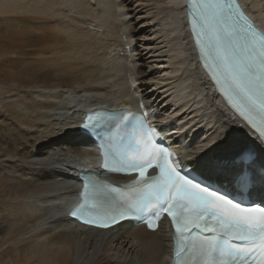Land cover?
<instances>
[{
    "label": "bare ground",
    "instance_id": "obj_1",
    "mask_svg": "<svg viewBox=\"0 0 264 264\" xmlns=\"http://www.w3.org/2000/svg\"><path fill=\"white\" fill-rule=\"evenodd\" d=\"M239 3L264 31V0ZM185 5V0H0L2 22L37 15L47 21L45 29L54 40L38 51L8 45L0 51V254L5 258L0 264L169 263L172 240L166 220L155 232L127 223L103 230L69 218L67 211L78 191L77 168L98 163L90 138L77 129L78 119L86 107L97 104L138 109L141 103L155 109L159 102L150 92L151 68L153 75L161 74L156 78L167 81L164 85L188 83L182 89H190L192 97L183 107L205 98L206 105L189 111L195 121L202 117L213 121L204 148L219 139L221 125L233 129L235 140L254 135L217 98L200 67ZM140 25L152 31L158 50H152L154 42L147 39L151 34ZM84 92L94 100L72 104L69 97L81 98ZM200 111L203 116L196 119ZM61 112L72 120L68 129L56 132L53 121L61 119ZM160 116L156 111V122ZM161 128L182 163L201 150L185 131L175 135L168 124ZM68 157L75 165L78 157L87 161L71 168V175L70 169L65 174L56 171ZM61 195L69 198L61 202ZM87 248L93 254L100 250L93 262L91 253L83 256Z\"/></svg>",
    "mask_w": 264,
    "mask_h": 264
},
{
    "label": "snow or ice",
    "instance_id": "obj_2",
    "mask_svg": "<svg viewBox=\"0 0 264 264\" xmlns=\"http://www.w3.org/2000/svg\"><path fill=\"white\" fill-rule=\"evenodd\" d=\"M185 10L203 67L258 135L235 140L233 129L221 125L219 139L181 165L160 140L161 130L147 125L143 104V115L91 112L82 127L97 138L101 170L137 175L123 186L86 183L85 203L69 215L111 228L129 219H158L163 212L175 228V264H264V31L248 19L239 0H187ZM129 127L149 138L144 148L150 144L155 159L151 152L141 160L130 158L129 152L142 149ZM149 169L158 173L148 175Z\"/></svg>",
    "mask_w": 264,
    "mask_h": 264
},
{
    "label": "rangeland",
    "instance_id": "obj_3",
    "mask_svg": "<svg viewBox=\"0 0 264 264\" xmlns=\"http://www.w3.org/2000/svg\"><path fill=\"white\" fill-rule=\"evenodd\" d=\"M136 5H137V2H136V4H133L132 8H134ZM96 8L97 7L94 8V11L96 10ZM138 15H143V13H141L139 11ZM36 16L37 15H30V16L29 15H21V16L14 17V20L12 19V20H10V22L9 21L2 22L0 20V51H3V49L7 48L8 46L20 49L24 52L38 51L41 48H43L45 45L53 43L54 40L52 38V32L45 29V28H47V23H45V22H47V21H45V19H43V20L38 19L37 18L38 16L37 17ZM11 18H13V16H11ZM138 20L139 19H137V21ZM116 24H117V22H115V25ZM140 27L146 29L145 30L146 33L149 31L148 33L151 34L152 31H150V29L147 28V25H140ZM147 39L150 40L149 42H154L153 40L155 39V36L151 34L150 36H147ZM151 45H149V47H152V50L154 48L153 51L158 50V48L156 47V42H154V44H151ZM142 53L146 54L147 49H143ZM143 57H145L144 59L146 62H150L149 56L144 55ZM150 70L151 71L149 73V78L151 77V83L153 85H152V88L150 87L151 91L150 90L149 91L151 92V94L153 96L152 98H155L156 103L159 102V105L155 107V111H157L159 113L161 112V116L157 119V120H159V123L161 122V124H168L170 131L173 132V134H175V135H178L179 132L185 131V133L195 142L194 146L197 147L199 150H200V148L203 149L204 147H206L208 136L210 133L209 128L212 126L213 121L210 122L209 121L210 119H207V117L200 118L201 115L203 116L202 113H204V112H201V111L199 112V116L196 119H199V118L203 119V120H199V121H197V120L195 121V119H192L194 117V115L192 113H189V111L191 109H193V107H194V109H196V107L198 108V107L202 106V104L206 105L205 98L204 97L195 98V101L192 102V105H194V106L189 107L187 105V106H185L186 108L183 107L184 102H186L185 100L186 99L188 100L192 97V95L189 93L190 89L188 90V88H187V91H185V88H184V90L182 89L184 87V85L185 84L187 85L188 83L183 84L185 82V81H183L182 83L177 84L176 82L173 83V82H170L171 80H168V82H170V83L168 85H164L163 83H165L167 81H161V79L156 78V77H159V75H161V74H154L153 75L154 71L152 70V68ZM160 70H161V68L159 69V71ZM152 75H153V77H152ZM166 76H164V77H166ZM164 77H161V78H164ZM176 84H177V86H176ZM85 92L83 93V95H82L83 97H81V98L70 96L69 98H70V101L72 102V104L76 103V102L88 103V102L94 100L92 97H90V94L85 93ZM185 92H186V94H184ZM187 93H188V95H187ZM85 95L87 97H85ZM196 99H197V101H196ZM182 104H183V106H182ZM187 108H188V110H187ZM178 109H180V110H178ZM177 111H179V112H177ZM64 112H61V119L59 118L57 121H53L52 128H54L56 132L62 128L68 129L69 123L72 120L70 118H67V117H69V115H67ZM187 113H189V114H187ZM65 118L67 120H63ZM62 120H63V122H62ZM62 132H64V130H62ZM236 133H238L237 136H240V138H241V136H243L242 131L238 130V132H236ZM70 158L71 157H68L67 160L69 163L67 162V164H64L66 162L65 159L62 160L60 158L62 160L61 163H63V165L60 166V168H59L58 166L60 163H58L56 165L58 168L56 171H59V172L61 171L65 174L66 171L68 172L70 169V172H68V173L71 175V171H72L71 168H75V167L79 166L78 164L81 161H83L84 159H86V158H84L83 160H81L82 158L78 157V160H77L78 162H77L76 159L73 158V160H75L78 163L77 165H75L76 163L75 164L70 163V161L72 160V158H71V160H70ZM86 161H87V159H86ZM65 165L66 166L69 165L72 167L68 166V170H67V167H65ZM69 180H70V178H69ZM67 183H68V181H67ZM58 197H59V200L61 202H65L66 198H69V197H67V195H64V196L61 195ZM29 234L24 235L23 238L28 237ZM87 249L88 250H85V252L83 253V256L90 257V253L92 252V250H89V248H87ZM88 251H89V253H88ZM99 252H100V250H99ZM99 252L96 251L95 253H97V254L94 253L95 256H93L94 254L91 253L92 254L91 255V257H92L91 262H93L96 259ZM2 259H5V258L2 256V254H0V261Z\"/></svg>",
    "mask_w": 264,
    "mask_h": 264
}]
</instances>
